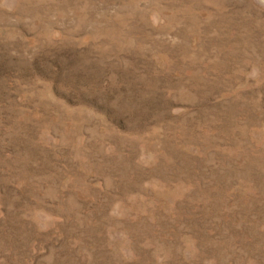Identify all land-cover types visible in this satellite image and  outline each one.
I'll use <instances>...</instances> for the list:
<instances>
[{
	"label": "rangeland",
	"instance_id": "1",
	"mask_svg": "<svg viewBox=\"0 0 264 264\" xmlns=\"http://www.w3.org/2000/svg\"><path fill=\"white\" fill-rule=\"evenodd\" d=\"M0 264H264V0H0Z\"/></svg>",
	"mask_w": 264,
	"mask_h": 264
}]
</instances>
